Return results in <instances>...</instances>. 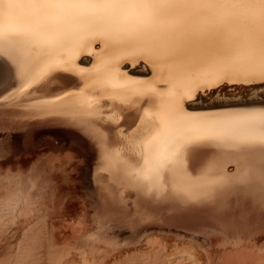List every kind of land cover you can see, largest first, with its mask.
Returning a JSON list of instances; mask_svg holds the SVG:
<instances>
[{
    "label": "bare ground",
    "instance_id": "1",
    "mask_svg": "<svg viewBox=\"0 0 264 264\" xmlns=\"http://www.w3.org/2000/svg\"><path fill=\"white\" fill-rule=\"evenodd\" d=\"M13 47L39 79L8 99L24 78L6 74L12 81L0 83V264H264L259 149L193 140L163 189L131 179L158 110L232 52L201 36L166 61L104 26L76 27L56 47ZM234 80L201 84L179 100L180 111L225 134L240 129L264 111V82Z\"/></svg>",
    "mask_w": 264,
    "mask_h": 264
},
{
    "label": "snow or ice",
    "instance_id": "2",
    "mask_svg": "<svg viewBox=\"0 0 264 264\" xmlns=\"http://www.w3.org/2000/svg\"><path fill=\"white\" fill-rule=\"evenodd\" d=\"M79 26H104L121 35L136 36L145 41L146 52L166 61L186 55L190 44L201 36L220 51L233 53L221 59L215 72L189 81L173 104L158 110L157 119L144 130V159L142 166L133 170V181L163 189L166 170L176 164L180 149L193 140L224 139L237 149H259L264 155V111L225 134L211 120L192 123L179 109V100L191 99L201 84L235 82L236 76L245 82L258 76L264 82V0H0V57L6 62L0 63V83H7L5 74L24 78L5 99L39 79L25 73L13 55L14 45L24 41L56 47ZM53 67L49 65L48 70ZM204 187L206 195L215 190Z\"/></svg>",
    "mask_w": 264,
    "mask_h": 264
},
{
    "label": "rangeland",
    "instance_id": "3",
    "mask_svg": "<svg viewBox=\"0 0 264 264\" xmlns=\"http://www.w3.org/2000/svg\"><path fill=\"white\" fill-rule=\"evenodd\" d=\"M13 51L19 56V58H21L22 59V61H23V63H25V65L27 64H29L28 66L30 67V69H32V70H34L35 68H34V64H33V61H29L28 59L29 58H27L26 56H25V54L23 53V52H21L19 49H15L14 47H13ZM28 67V68H29ZM4 79H6L7 81L9 80L8 78H7V75H5L4 76ZM9 81H12V79H10ZM253 82H257L255 79H253V80H251V81H249L247 84L248 85H244L243 87L244 88H247V89H250L251 87H253L254 85H253ZM0 88H1V85H0Z\"/></svg>",
    "mask_w": 264,
    "mask_h": 264
},
{
    "label": "water",
    "instance_id": "4",
    "mask_svg": "<svg viewBox=\"0 0 264 264\" xmlns=\"http://www.w3.org/2000/svg\"><path fill=\"white\" fill-rule=\"evenodd\" d=\"M6 75V74H5Z\"/></svg>",
    "mask_w": 264,
    "mask_h": 264
}]
</instances>
